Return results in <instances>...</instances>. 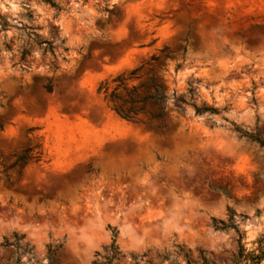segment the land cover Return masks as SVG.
<instances>
[{"label": "rangeland", "instance_id": "374dc122", "mask_svg": "<svg viewBox=\"0 0 264 264\" xmlns=\"http://www.w3.org/2000/svg\"><path fill=\"white\" fill-rule=\"evenodd\" d=\"M147 94L140 122L111 109ZM245 254L264 264V0H0V264Z\"/></svg>", "mask_w": 264, "mask_h": 264}, {"label": "trees", "instance_id": "16d2710c", "mask_svg": "<svg viewBox=\"0 0 264 264\" xmlns=\"http://www.w3.org/2000/svg\"><path fill=\"white\" fill-rule=\"evenodd\" d=\"M151 59L156 58V56L153 54L150 57ZM138 69L137 67H134L129 70V73L132 74ZM124 76L122 73L115 75L112 77V81H117V84L110 90H108V86H106V81H102L99 83L97 87V91H102L103 93H106L108 96V99L112 101L113 98H118V96L115 94V89L123 84ZM44 90L46 92L52 91V86L47 83L44 86ZM136 86H132L131 89L134 90ZM147 98H151L154 102L159 99V96L156 94H147L140 98L134 99L132 97H128L127 99H123L121 103L118 105L112 104L111 109L117 113L121 118H125L131 121L140 122V120L136 117L139 112H141L144 109V101ZM135 103H141V105L136 106ZM162 111H158L155 114H151L149 117L154 118L157 116H160ZM36 158H38V155H34ZM22 157V156H21ZM262 257V254L260 255H252V254H245L243 255V263L242 264H248L247 259L249 258L251 261V264H257Z\"/></svg>", "mask_w": 264, "mask_h": 264}, {"label": "clouds", "instance_id": "9594fccd", "mask_svg": "<svg viewBox=\"0 0 264 264\" xmlns=\"http://www.w3.org/2000/svg\"><path fill=\"white\" fill-rule=\"evenodd\" d=\"M88 6H89L90 8H92L91 3H89ZM14 8H15V6H14V5H11L9 8H6L5 11L14 10ZM54 23H55V21H54Z\"/></svg>", "mask_w": 264, "mask_h": 264}]
</instances>
